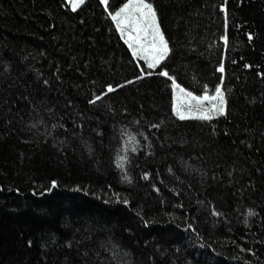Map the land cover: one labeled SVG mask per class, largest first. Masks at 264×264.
Listing matches in <instances>:
<instances>
[{"label": "trees", "instance_id": "obj_1", "mask_svg": "<svg viewBox=\"0 0 264 264\" xmlns=\"http://www.w3.org/2000/svg\"><path fill=\"white\" fill-rule=\"evenodd\" d=\"M150 2L226 116L179 120L100 0H0V264H264V0Z\"/></svg>", "mask_w": 264, "mask_h": 264}, {"label": "snow or ice", "instance_id": "obj_2", "mask_svg": "<svg viewBox=\"0 0 264 264\" xmlns=\"http://www.w3.org/2000/svg\"><path fill=\"white\" fill-rule=\"evenodd\" d=\"M67 5H70V11L76 12L81 6H83L86 0H65ZM100 3L107 11L108 17L114 22L116 30L119 32L120 37L124 43L131 50L132 56L135 57L139 66V74L137 80H141L145 77H151L153 75L166 78L170 81L171 92L173 95L172 111L179 120L196 119L200 121H212L214 118L227 115V99L226 93L223 90L222 80L214 87V94L210 95L208 86L204 85L202 88V95L194 94L193 91L187 90L180 83L174 75L170 74L169 66L166 63L172 52L169 39L166 37L164 30L161 27L160 15L157 8L150 0H126L115 10H109V0H100ZM227 0H225V4ZM225 12V20H227V9H223ZM225 46L228 44V37L222 36ZM249 41L252 40V34H248ZM142 62V63H141ZM245 68L251 69V64L244 65ZM217 71L220 73L225 72V67L220 64ZM261 79H264V73H259ZM47 83V81H45ZM129 84L134 81H128ZM123 88L125 85H120ZM112 85H107L104 96L115 92ZM103 97L97 95L95 99H90L89 103L95 105L98 101H101ZM152 128H159L160 125L153 124ZM147 139V136H145ZM135 142V138H133ZM251 147V145H249ZM136 152V148L131 149ZM122 162L118 164V167L125 171V163L128 162L127 157L121 158ZM171 171V169H169ZM146 176L148 174H145ZM125 179L131 182L130 177L125 174ZM57 187L55 181L52 182V188ZM158 191V190H157ZM107 203V201H105ZM117 203H120L119 197H117ZM125 205L129 202L125 199L123 201ZM213 214L219 216L220 213L213 210ZM249 216L256 215L252 210L248 213ZM145 225L148 221H144ZM247 223V221H245ZM191 227V226H189ZM30 243V242H29ZM71 246V245H69ZM241 251H246L241 249ZM250 251V250H248ZM255 256V252L251 253Z\"/></svg>", "mask_w": 264, "mask_h": 264}, {"label": "rangeland", "instance_id": "obj_3", "mask_svg": "<svg viewBox=\"0 0 264 264\" xmlns=\"http://www.w3.org/2000/svg\"><path fill=\"white\" fill-rule=\"evenodd\" d=\"M188 120H196V119H188Z\"/></svg>", "mask_w": 264, "mask_h": 264}]
</instances>
